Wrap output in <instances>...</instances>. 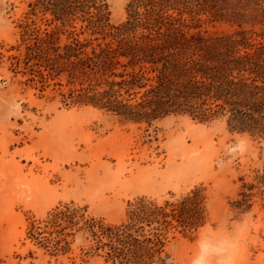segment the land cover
<instances>
[{
  "label": "rangeland",
  "instance_id": "374dc122",
  "mask_svg": "<svg viewBox=\"0 0 264 264\" xmlns=\"http://www.w3.org/2000/svg\"><path fill=\"white\" fill-rule=\"evenodd\" d=\"M99 1L108 4L111 23L125 20L128 0ZM29 2L0 0V264H131L107 229L126 222L129 204L140 198L162 205L194 188L204 196V225L160 232L144 226L142 234L158 232L164 241L146 264H192L198 240L213 230L222 239L239 233L236 264H264L257 179L264 140L231 132L225 119L170 115L147 126L65 104L64 79L40 82L28 69L29 34L54 29L41 13H31ZM235 28L224 22L200 27ZM253 30L252 38L264 41V26ZM238 141L245 151L230 155L228 146ZM242 180L256 187L251 209L241 214L231 202L240 198Z\"/></svg>",
  "mask_w": 264,
  "mask_h": 264
},
{
  "label": "trees",
  "instance_id": "16d2710c",
  "mask_svg": "<svg viewBox=\"0 0 264 264\" xmlns=\"http://www.w3.org/2000/svg\"><path fill=\"white\" fill-rule=\"evenodd\" d=\"M28 6L54 25L29 34L28 69L40 82L64 79L65 104L147 126L170 115L225 119L231 132L264 140V41L252 38L253 28L264 26V0H128L119 24L111 23L105 1L31 0ZM205 22L236 28L209 32L200 29ZM257 179L264 196V170ZM255 187L242 180L240 198L231 202L236 212L251 209ZM203 202L199 188L162 205L140 198L129 204L126 222L107 230L131 264H146L164 246L158 232L204 225ZM144 226L158 232L146 236Z\"/></svg>",
  "mask_w": 264,
  "mask_h": 264
},
{
  "label": "clouds",
  "instance_id": "9594fccd",
  "mask_svg": "<svg viewBox=\"0 0 264 264\" xmlns=\"http://www.w3.org/2000/svg\"><path fill=\"white\" fill-rule=\"evenodd\" d=\"M246 144L238 141L228 146V153L244 152ZM239 241V233L236 236L229 235L225 239H216L215 231H210L201 236L197 242L198 250L192 260V264H236L234 249Z\"/></svg>",
  "mask_w": 264,
  "mask_h": 264
},
{
  "label": "bare ground",
  "instance_id": "6f19581e",
  "mask_svg": "<svg viewBox=\"0 0 264 264\" xmlns=\"http://www.w3.org/2000/svg\"><path fill=\"white\" fill-rule=\"evenodd\" d=\"M216 237V239H222V238H219V237H217V236H215Z\"/></svg>",
  "mask_w": 264,
  "mask_h": 264
}]
</instances>
